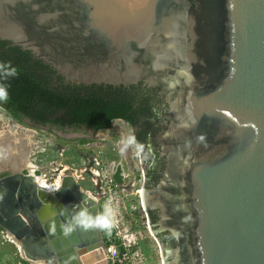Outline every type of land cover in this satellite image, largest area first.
I'll use <instances>...</instances> for the list:
<instances>
[{
	"label": "water",
	"instance_id": "95a60500",
	"mask_svg": "<svg viewBox=\"0 0 264 264\" xmlns=\"http://www.w3.org/2000/svg\"><path fill=\"white\" fill-rule=\"evenodd\" d=\"M0 40L67 83H143L167 103L165 169L139 197L179 245L162 264L181 249L191 264H264V0H0ZM20 169L0 180V228L22 256L108 264L100 229L63 234L99 197L69 174L48 192Z\"/></svg>",
	"mask_w": 264,
	"mask_h": 264
},
{
	"label": "trees",
	"instance_id": "16d2710c",
	"mask_svg": "<svg viewBox=\"0 0 264 264\" xmlns=\"http://www.w3.org/2000/svg\"><path fill=\"white\" fill-rule=\"evenodd\" d=\"M9 45L0 40V84L8 90V100L0 102V108L20 123L27 119L47 131L90 128L96 133L109 129L114 120H120L132 128L137 142L144 146L142 154L152 161L147 177L148 184L154 185L161 174L156 171V163L145 147L152 142L155 131V112L151 102H146L147 91L142 93L134 86L66 84L62 78H54L55 73L33 59L28 51ZM13 69L15 75H6ZM79 142L86 143L87 139H79ZM112 178L117 185L122 183L119 170ZM103 233L112 235L113 229L103 230ZM168 243L173 244L171 240Z\"/></svg>",
	"mask_w": 264,
	"mask_h": 264
},
{
	"label": "rangeland",
	"instance_id": "374dc122",
	"mask_svg": "<svg viewBox=\"0 0 264 264\" xmlns=\"http://www.w3.org/2000/svg\"><path fill=\"white\" fill-rule=\"evenodd\" d=\"M6 127V128H5ZM15 124L9 120V117L6 116L5 111L0 108V162L4 161H11L12 156H14L11 146H9V150L6 151L8 154L3 153L2 151L5 150V146L3 145L4 142L9 143H28L29 141H34L35 146L33 150V154L30 158L31 167L33 166L37 169V172H34L32 168H28V171L34 173L39 177H43L47 179L48 184L52 182V180L56 177L57 174L61 171L63 167H68L66 173H72L73 170H79L83 168V164L88 163V154H95L101 150V157L106 162L112 160L113 155H110V151L108 149H112L116 141L120 139L118 134V130L121 133H125L127 136L132 135V131L130 127L126 124H122L120 122H112V128L109 130H102L94 133L87 139L86 143H80L78 140H69V139H61L58 136L43 130L41 128L35 129V134L32 135L31 133L22 132L16 133L15 131ZM28 129V128H26ZM10 136L9 140L5 137ZM20 139V140H19ZM25 140V141H24ZM14 141V142H12ZM113 144V145H112ZM26 145V144H25ZM22 146V144H21ZM107 149V151H105ZM131 152L126 157L127 160H122L123 168H125L126 178L124 185L127 184V180L131 178L130 176V169L127 166L128 159L135 162L136 161L137 151L135 146L130 147ZM60 150H64L63 152H59ZM120 155V153H118ZM121 159V155H120ZM19 160V159H18ZM19 163V161H18ZM22 170V168L20 169ZM45 175V176H44ZM83 180L78 181V185H80L84 189H89L91 192L94 191L93 186L89 182V176L83 175ZM138 183V182H137ZM137 185H140L139 183ZM136 185V187H137ZM79 186V187H80ZM140 187V186H139ZM130 195L125 196L122 198L124 202L128 205V202L131 198L135 199L134 192H130ZM133 195V196H132ZM106 206H110L108 202H104ZM112 208V207H111ZM126 208V207H125ZM113 209V208H112ZM130 210L132 212L127 211V214H133L131 223L133 226L132 229L136 231H140L142 234L141 244L139 243L138 249L142 253L143 258L142 261L146 264H162V257L160 254V249L154 243L152 237L148 234L147 230L145 229L142 223V212L137 203L131 206ZM114 210V209H113ZM124 209L120 210V215L123 219H126L127 215H124ZM2 240V237L0 238ZM3 241V240H2ZM147 252L144 254L143 251Z\"/></svg>",
	"mask_w": 264,
	"mask_h": 264
},
{
	"label": "flooded vegetation",
	"instance_id": "af4514ba",
	"mask_svg": "<svg viewBox=\"0 0 264 264\" xmlns=\"http://www.w3.org/2000/svg\"><path fill=\"white\" fill-rule=\"evenodd\" d=\"M56 77L57 76L55 74L54 78H56ZM65 83L66 84H72V83H67V82H65ZM103 86H106V85H103ZM130 86H134L135 90H137V91L141 90L142 93L143 92L149 93L148 94L149 96H146L147 97L146 102L150 101L151 102L150 104L153 106V111L155 112V119H154L155 121L154 122H155V131L156 132L153 131L152 142L146 144L145 147L150 150V153H151L150 157L156 163V167H155L156 171L162 175L163 170L165 169V157L161 154V150H160L158 144L156 143V135L158 133L162 132L163 130H165L167 124L169 123L168 117H167L168 105L164 100H162L157 95V93L155 92V90L153 88L148 87L147 85H145L143 83H137L134 85L124 86V87H130ZM6 116H8L9 120L15 124L14 128H15L16 133L20 129H24L25 130L24 132L29 131L28 133H31L32 135L35 134V129L37 127L35 125H33L31 122H29L27 119H23L22 122L20 123L17 120L13 119L8 113H6ZM116 121L124 124L120 120H114L113 122H116ZM26 128H28V129H26ZM111 128H112V124H111V127L109 129H111ZM109 129H104V130H109ZM130 129H131L132 135H133V130L131 127H130ZM82 130L93 132L90 128H84V129L80 128L77 131L76 130L74 131L72 128H64L63 130L52 128L51 132H54V133L62 132V134H67V133H77V132L82 131ZM29 140H30V137H29ZM29 140H28V143H25L26 145L24 144L25 153L20 155V158H22V160L24 159L23 160L24 165L20 167V168H22V172H24V173L28 172V168H32L33 170H35V168H33V166L31 167V164L29 163L31 155L33 154L35 143H34V141H29ZM3 145L5 146V151H8L9 146L11 144L8 145L7 142H4ZM20 145L17 144V146H16L17 150H18V147H20ZM14 146L15 145L11 146L12 149H14ZM7 154H8V152H7ZM14 160H15L14 158H11V161L8 160L7 162L6 161L0 162V180L11 175L10 169H12L13 167L10 164ZM136 161H137L138 165H136L135 162H133L129 159L126 163L128 168L130 169L131 178H129L127 180V184H125V185H124V182H125V178L127 177L126 173H125V168H121L120 166H114V168H113L112 175L119 170L120 175L122 177V183L118 185L119 189H120V195L122 197L130 195L129 193L134 192L136 189L139 188V186L141 188V193H142V190H144V189H151V188L155 187L157 180L161 177V175H160L158 178H156L154 181V185L150 186L148 184L147 175H148V170L152 165L151 164L152 161H150V159L146 155H143L142 152L139 155L137 154ZM1 167L2 168L4 167V169H1ZM17 169H19V168H17ZM123 173L125 175H123ZM137 182L140 185H137L138 184ZM136 185H137V187H136ZM93 189H94V191L92 193L95 192L94 187H93ZM87 191H90V190H87ZM134 197H135V199L131 198V200L128 202V205L126 204V202L123 201L124 204L122 206V210L124 209V211H125L124 215L125 214L127 215L126 219H128V222H129L130 226L132 227L133 224L131 223V221H132L133 214H127V211H128V213L132 212L133 210L131 209V206H133L135 203H137L141 209V212H142V223H143L145 229L147 230L148 234L154 240V243L156 244V246L159 249H161V247H162V250L168 254V256L166 257V261H170L172 253H174L176 248L179 246L178 243L175 241V239L170 235V233L168 231H158L159 226L157 223L159 220V216H158L157 210H153L151 208L144 210V208L140 204L139 197L135 196V195H134ZM98 202H99V214H100V213H103V208H102V204H101L102 200H99ZM130 210H132V211H130ZM100 231H101L102 237L104 238L105 235L103 233V230L100 229ZM156 231H158V232H156ZM153 232L155 233V235L152 234ZM170 240L173 242L172 245H169V243H168ZM179 253H180V264H191L188 253H187V249H181L179 251ZM162 261H163V259H162Z\"/></svg>",
	"mask_w": 264,
	"mask_h": 264
},
{
	"label": "built area",
	"instance_id": "2783aa9c",
	"mask_svg": "<svg viewBox=\"0 0 264 264\" xmlns=\"http://www.w3.org/2000/svg\"><path fill=\"white\" fill-rule=\"evenodd\" d=\"M63 151L64 150H60L59 152ZM88 157V163L86 162V164H83L82 169L77 171L70 168L73 172L66 173L67 169L69 168L63 167L59 174H57L52 182L49 183L53 185L58 177H62L66 174L74 176L77 181L83 180L84 174L88 175L89 182L95 188V196L102 200L101 204L103 211L106 207L104 202H108L110 207L114 209L113 211L115 218L111 228L113 229V234L104 236V255L108 264H146L142 261L143 255L138 249V245L142 239L141 232L132 229L128 220H125L122 216H119L124 202L122 200L123 197L120 195L119 186L113 181L109 162L103 160L101 157V150L95 152V154H88ZM37 171V169L34 170V172ZM34 177H37V175L34 174ZM45 180L47 181V179ZM134 195L140 197V187L134 191ZM3 239L4 241L15 244L16 246L13 238L6 233H3ZM0 264L40 263L31 262L24 258L21 252H18L17 259L6 257L1 260Z\"/></svg>",
	"mask_w": 264,
	"mask_h": 264
},
{
	"label": "clouds",
	"instance_id": "9594fccd",
	"mask_svg": "<svg viewBox=\"0 0 264 264\" xmlns=\"http://www.w3.org/2000/svg\"><path fill=\"white\" fill-rule=\"evenodd\" d=\"M15 70L6 73V75H15ZM8 100V90L4 84H0V102H6ZM201 141L204 140V136L199 137ZM120 152L123 154L131 146H135L137 154L139 155L144 146L137 142L134 135L126 136L121 138L119 141ZM59 181H57V189H59ZM115 214L113 209L110 206H106L103 213L93 216L89 211L84 208L78 211L71 219V221L64 226L63 234L68 236L72 231L77 227L83 229H101V230H110L114 223Z\"/></svg>",
	"mask_w": 264,
	"mask_h": 264
},
{
	"label": "crops",
	"instance_id": "0c3cea01",
	"mask_svg": "<svg viewBox=\"0 0 264 264\" xmlns=\"http://www.w3.org/2000/svg\"><path fill=\"white\" fill-rule=\"evenodd\" d=\"M118 134L120 136V139L118 141H116V143L114 144L112 149H108L110 151V155L111 156L113 155V157H114V158H112V160L109 161V165H110L111 171H113L114 166H120L121 168H123L122 160H127L126 157L131 152L130 147L123 154L120 152L119 141L121 140V138L126 137L127 135L124 132L121 133L119 130H118ZM105 151H107V149ZM118 153H120L121 159H120V155ZM123 175H125V174L123 173ZM80 188L82 190H85V191L89 190V189H84L81 186H80ZM3 233L4 232L2 230H0V238L2 237V240H3L2 241L0 239V262H1L2 259L6 258V257L16 258L17 259L18 252H20V250H18V248H17L18 247L17 244L15 246V244H11L9 242L4 241Z\"/></svg>",
	"mask_w": 264,
	"mask_h": 264
},
{
	"label": "bare ground",
	"instance_id": "6f19581e",
	"mask_svg": "<svg viewBox=\"0 0 264 264\" xmlns=\"http://www.w3.org/2000/svg\"><path fill=\"white\" fill-rule=\"evenodd\" d=\"M12 142H14V141H12ZM10 144L12 146L15 145L14 149H12V147H11V150L14 153L13 158L15 160L13 162H11V164H10V165H12V167H13L12 169L14 170V168L17 169V168H20L21 166L24 165L23 164L24 163L23 162L24 159L22 160V158H20V155L25 153V149H24V143H21V142L16 143L15 142V143H9L8 145H10ZM17 144H19V145L22 144V146L20 145V147H18V150H17V147H16ZM18 161H19V163H18ZM60 179H61V177H58L56 179V181L54 182V184L51 185V184H48V182L45 179H43L42 177H39V176L35 177V180H36L37 184H39L40 186L44 187L48 192H54L57 189V181L60 182Z\"/></svg>",
	"mask_w": 264,
	"mask_h": 264
}]
</instances>
